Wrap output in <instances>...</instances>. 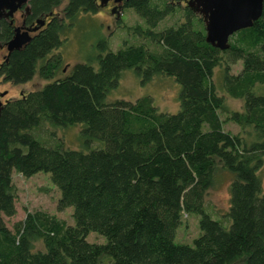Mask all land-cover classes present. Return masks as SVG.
<instances>
[{"label": "trees", "instance_id": "obj_1", "mask_svg": "<svg viewBox=\"0 0 264 264\" xmlns=\"http://www.w3.org/2000/svg\"><path fill=\"white\" fill-rule=\"evenodd\" d=\"M60 1L29 0V17ZM123 5L144 19L146 27L138 30L154 49L143 43L105 49L95 66L77 61L57 75L60 55L48 53L62 40L63 18L96 9L93 0H66L62 19L51 17L2 66L15 83L34 74L46 81L0 109V264H96L102 255L113 264H264V193L257 173L264 153V92L255 90L264 83V0L260 16L235 30L223 49L204 39L187 7L183 20L155 31L172 10L169 2ZM9 29L1 24L0 38H9ZM238 59L241 68L232 72ZM125 68L140 81L154 73L172 76L179 84L178 108L159 110L147 94L106 100ZM217 86L242 99V110L231 111L229 118L251 124L255 139L222 129ZM42 121L81 123L84 146L93 139L98 145L46 143L32 131ZM217 165L230 174L224 219L212 217L203 205ZM13 169L23 175L47 172L59 191L56 209L71 206L72 223L35 209L9 228L3 216L15 212ZM186 213L198 217L200 231L191 244L174 241ZM90 230L105 241L86 240Z\"/></svg>", "mask_w": 264, "mask_h": 264}, {"label": "rangeland", "instance_id": "obj_2", "mask_svg": "<svg viewBox=\"0 0 264 264\" xmlns=\"http://www.w3.org/2000/svg\"><path fill=\"white\" fill-rule=\"evenodd\" d=\"M177 1L179 0H173V2L163 0V2H169L172 5V10L156 22L152 27L153 30L157 31L168 26H175L184 19L187 6L184 0ZM123 2L121 1L120 6L117 7L118 17L116 18L115 12H111L109 6H98L94 11H79L71 19L63 18L66 27L61 33L62 40L57 47L48 53V56L60 55L61 60L57 75L67 72L71 64L77 61L89 62L95 66L96 55L102 53L105 49L115 50L122 45L137 43H143L149 49L155 48L152 41L138 30L146 27L144 19L132 7L124 6ZM64 3L65 0H61L53 8V11L61 15V8ZM192 13L197 26L203 27L201 16L194 12ZM240 68V59L231 65L232 72H237ZM216 71L217 69L215 68L213 77L217 84ZM45 81L39 75L34 74L27 81L20 83V85L10 86L4 84L0 85V88L7 87L8 95L16 98L19 97L18 89L25 92L28 89L39 87ZM217 87L218 92L223 97V105L218 110L219 118L222 121V129L232 134H239L245 140L255 139L257 134L251 124L240 126L229 118L231 111L242 110V99L222 93L219 90V86ZM178 88L179 84L172 76L154 73L148 79L140 81L132 68H125L121 71L116 85L107 91L106 100L112 98L134 100L137 96L147 94L151 97L152 103L157 109L173 112L178 108ZM255 90L264 92V83L257 84ZM80 127L81 123L78 122L61 126L42 121L34 126L32 131L35 137L40 138L44 142H58L62 147L87 148L98 145V140L93 139L87 141L88 145L84 146V140L79 133ZM204 128H206V125H204ZM257 173L261 179V188L264 193V153L262 155V164L257 168ZM229 180L230 174L227 170L217 165L212 173L211 184L205 189L203 194L204 209L212 217L224 219L223 214L228 207ZM11 181L15 198V212L10 216H3L9 228H11L14 221L23 218L25 211L35 209L55 214L66 223H72L71 206H66L61 210L56 209V199L59 191L50 180L47 172L37 171L30 175H23L13 169L11 171ZM197 218V215L193 213L182 214L181 222L175 229L174 241L191 244L193 237L197 236L200 231ZM85 238L93 242L105 241V237L102 234L92 230L88 231ZM38 246H40L39 239L34 241V247ZM239 261L240 259L237 260V262ZM96 264H113V262L109 256L102 255Z\"/></svg>", "mask_w": 264, "mask_h": 264}, {"label": "water", "instance_id": "obj_3", "mask_svg": "<svg viewBox=\"0 0 264 264\" xmlns=\"http://www.w3.org/2000/svg\"><path fill=\"white\" fill-rule=\"evenodd\" d=\"M27 0H0V18L24 5ZM106 0H100L104 2ZM119 3L126 0H113ZM263 0H184L185 5L194 13L199 14L203 21L204 39L215 47L223 49L228 46V37L237 29L252 25L262 11ZM37 25L43 19H36ZM33 26L32 29L36 28ZM30 38L27 30L15 29L6 41L8 52L18 49ZM2 103L0 101V109Z\"/></svg>", "mask_w": 264, "mask_h": 264}, {"label": "flooded vegetation", "instance_id": "obj_4", "mask_svg": "<svg viewBox=\"0 0 264 264\" xmlns=\"http://www.w3.org/2000/svg\"><path fill=\"white\" fill-rule=\"evenodd\" d=\"M93 1L95 3V7L109 6V10L111 12H115V18L118 17V12L116 11L117 10L116 6H118L119 3H117L116 1L106 0L102 3L100 2V0H93ZM170 1L173 2V0H170ZM180 1L181 0H179L177 2H180ZM58 4L53 6V8H55ZM24 5H21L20 7L15 8L10 15L0 18V25L6 23L10 27L9 31L11 34H10L9 38L12 36V34L16 28L19 29L20 31L26 29L28 34L31 36V35L37 33L39 30H41L44 26H46V24L49 22V19L51 17L57 16L60 19H62V14L59 15L57 12H54L53 8L44 14H41V15L39 14V15L34 16V17H29V15H30L29 0L26 1L27 8H25ZM61 11H62V8H61ZM36 19H39V20L43 19V23L40 25H37ZM35 25H37V27L32 29V27ZM9 38H7V39L0 38V85L6 84V85H10V86H16V85H20V83H15L11 79L6 78L5 75L3 74V72L1 71L3 64H5L7 62L9 55H10V52L12 51L11 50L10 52H8V49L6 46V41ZM18 93H19V96H21L24 93V91L18 89ZM12 98H15V97L8 95V88L7 87H1L0 88V101L2 104L5 103L7 100L12 99Z\"/></svg>", "mask_w": 264, "mask_h": 264}]
</instances>
